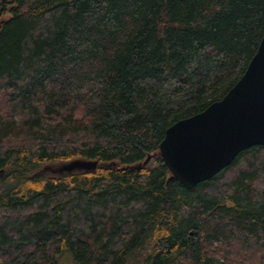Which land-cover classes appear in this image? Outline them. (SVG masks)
Wrapping results in <instances>:
<instances>
[{"label": "trees", "instance_id": "trees-1", "mask_svg": "<svg viewBox=\"0 0 264 264\" xmlns=\"http://www.w3.org/2000/svg\"><path fill=\"white\" fill-rule=\"evenodd\" d=\"M263 32L264 0H0V264H126L147 239L151 264H264V144L192 188L158 153ZM75 158L97 162L44 168Z\"/></svg>", "mask_w": 264, "mask_h": 264}, {"label": "water", "instance_id": "water-1", "mask_svg": "<svg viewBox=\"0 0 264 264\" xmlns=\"http://www.w3.org/2000/svg\"><path fill=\"white\" fill-rule=\"evenodd\" d=\"M257 144H264V32L235 83L202 110L168 125L158 153L170 177L192 188L229 165L237 153ZM149 159L147 154L141 163ZM141 163L128 166L138 168ZM95 165L96 160H74L62 169Z\"/></svg>", "mask_w": 264, "mask_h": 264}, {"label": "rangeland", "instance_id": "rangeland-1", "mask_svg": "<svg viewBox=\"0 0 264 264\" xmlns=\"http://www.w3.org/2000/svg\"><path fill=\"white\" fill-rule=\"evenodd\" d=\"M74 160L85 161L86 159L75 158V159H71L69 161H64V162H62V161L47 162V163H45L44 168L49 172L50 171H57V170L64 168V166H67L69 163H71ZM74 167L77 168V166H74ZM149 244H150V240L147 239L144 246L139 248V250H138V248H135V249L131 250L130 252H128L126 254V264L135 263L134 260L136 259V255L140 256L143 264H151L152 257H150V256H152V255H150L151 251L149 248ZM58 263L59 264H77V262L73 258L72 253L69 249H64L63 251H61V253L58 257Z\"/></svg>", "mask_w": 264, "mask_h": 264}]
</instances>
